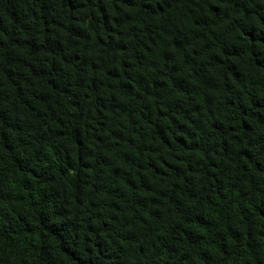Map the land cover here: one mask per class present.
<instances>
[{
	"label": "trees",
	"instance_id": "1",
	"mask_svg": "<svg viewBox=\"0 0 264 264\" xmlns=\"http://www.w3.org/2000/svg\"><path fill=\"white\" fill-rule=\"evenodd\" d=\"M0 264H264V0H0Z\"/></svg>",
	"mask_w": 264,
	"mask_h": 264
}]
</instances>
